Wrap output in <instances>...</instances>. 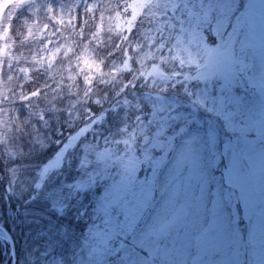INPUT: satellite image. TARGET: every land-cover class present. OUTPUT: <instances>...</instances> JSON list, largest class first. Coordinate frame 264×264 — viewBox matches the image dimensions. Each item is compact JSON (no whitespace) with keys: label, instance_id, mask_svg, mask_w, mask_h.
<instances>
[{"label":"snow or ice","instance_id":"snow-or-ice-1","mask_svg":"<svg viewBox=\"0 0 264 264\" xmlns=\"http://www.w3.org/2000/svg\"><path fill=\"white\" fill-rule=\"evenodd\" d=\"M84 2V12L98 20L96 31L85 43L97 39L103 43L106 30L127 43L137 35L136 26L149 7L162 9V13L158 12L159 18L168 17L169 21L180 7V0H123L122 4H114L111 0ZM231 2L226 0V3ZM257 4L264 7V0H235L230 22L225 23V29H231L227 33L230 42L221 46L217 29L212 28V38L216 42L206 49L203 62L197 59L189 65L194 72H184V65L178 58L180 71L174 74L165 71V75H174L176 80H160L156 76L166 62V43H163L157 49L161 53L159 66L150 63V72L143 75L137 72L136 82L130 84V65L140 67L131 56L133 46L138 51H143L144 46L139 40L129 44L124 60L112 68V75L123 73L128 77L122 85L123 92L117 96V99L124 97L123 115L114 129L104 135L92 132L108 121L107 113H95L76 127L77 104L58 108L54 99H46L42 106V88L25 92L26 84L19 85L20 92L11 101V107L0 109V264H264V240L257 245L255 233L250 231L249 243L241 251L242 245L233 239L237 231L242 232V225L247 226L250 221V216L244 221L239 216L248 206L245 192L257 169L264 179V44L259 71L254 70L246 55L238 58L236 49L240 41L241 53L249 51L244 45L251 37L245 28H250V11ZM41 7L53 23L75 27V17L69 15L65 19L62 6L57 10L50 0H40L37 10ZM153 19L154 16L149 17L150 22ZM180 22L183 23L182 19ZM165 26L161 25V34ZM48 27V24L43 25L39 38L43 39ZM241 33H244L243 39ZM80 39L83 40L82 29ZM150 39L155 41L154 36ZM179 39L182 37H177ZM6 40L7 36L0 34V57L10 47ZM52 43L45 41L44 50L38 59L33 58L34 63L54 64L61 50L65 58L72 54L71 43L54 49L50 47ZM167 51L171 53L172 49L167 48ZM76 59L77 76L84 74L90 86L94 82L92 73L102 74L103 61H97L88 48ZM3 67L0 63V70ZM71 78L76 79L75 76ZM148 84L153 88L159 84L160 95L148 91ZM193 85L194 92L189 91ZM178 90L198 105L197 119L203 112L206 118L214 117L223 129L222 144L220 133L216 134V145L221 152L217 155L214 149L212 151L216 156L212 171H219L223 165L221 174L231 175L232 182L226 180L224 188L228 193L226 199L237 192L240 194L234 213L215 201L209 206L205 200L196 208L188 204L193 176L198 171L201 178L207 175L204 170L206 156L197 134L187 135L188 129L180 126L173 114L182 105L176 103L179 97L174 98L170 92ZM7 91V88L0 91V103L9 102ZM95 103L99 105L100 101L97 99ZM110 111L118 114L121 106H114ZM56 113H63L74 131L53 147L27 129L33 120L47 126L50 115ZM165 113L171 115L172 120ZM173 120L177 121L175 125ZM199 126L203 127V122ZM172 127H176L179 136L169 135ZM35 131L33 127L32 132ZM10 133H14L11 143ZM179 137L183 139L177 143ZM150 140L156 144L166 140L169 147L165 158L175 153L164 188L157 187L162 164L148 170L149 178L143 175L144 169L132 161L120 165L121 170H117L120 154H113V146L129 148L140 143L147 147ZM152 150L148 148L149 152ZM97 176L105 184L94 205L95 220L100 222L85 223L84 229L77 234L74 228H69L68 217L80 222L77 217L82 218L85 211L76 212L74 201L89 190L88 184L95 190ZM181 187L185 190L183 198ZM73 190L75 196L71 194ZM260 214L264 215V206ZM18 234L24 239L19 240Z\"/></svg>","mask_w":264,"mask_h":264},{"label":"trees","instance_id":"trees-1","mask_svg":"<svg viewBox=\"0 0 264 264\" xmlns=\"http://www.w3.org/2000/svg\"><path fill=\"white\" fill-rule=\"evenodd\" d=\"M37 2L40 3V0H37ZM111 2L114 4H122L123 0H111ZM50 3L54 7H56L57 10L60 6L64 8L65 19H67L69 15L74 16L75 27L73 28L69 24H65L63 27H61L47 18V14L45 13L43 7H41L38 11L37 5L34 6L32 4H27L14 11L12 18L9 20V31L14 42L15 53H17V55H20L21 57H24V59L26 60H29L32 56L33 43L31 41L33 40L29 39L28 37V33L31 28L35 31V28H43L44 24H48L49 27L47 32L51 34L56 33L53 37L52 43L54 48L60 47L61 44L65 43L72 44V54L65 58L63 50H61L59 58L55 61L54 64H52V66L56 68L57 64L61 63V74H56L51 80V78H48L47 73L44 71V69L32 71V82H25L26 88L24 90L27 92L33 88H42L44 93V95L41 97L42 106H44V101L46 99H54L58 108H69L70 105L77 104L78 107L75 108L74 112V115L75 113H79V119L76 120V127H80V125L83 124L86 120L93 117L95 113L101 112L107 113L109 117L108 121L105 122L106 125H102L103 128L104 126L108 128L107 130H105L106 133L114 129L115 123L120 120L124 111V97L117 99V96H119L120 93L123 92L122 85L124 84L125 79H128V77L123 73L119 74L118 76L112 75V68L121 64L127 53L128 45L133 44V41L139 40L140 43L143 44L144 50L138 51L133 46L131 56L134 60L140 63V67L138 68L134 64L130 65L131 79H129L128 81L130 84L136 82L137 72L141 74L142 69H148L150 63H156L157 66H159V63L161 61V53L157 49L163 43H166L164 51V59L166 62L164 63L163 69L160 70L164 79L176 80V77L174 75H165V71L169 74H174L180 71L177 60L172 56L173 52L168 53L167 51V48H171V46L169 45V40H167L164 35L167 34L169 30H167V27L165 26L161 34V25H157V22L155 20H152L151 22L149 20V17H152L156 12H162L160 11L162 9L157 10L154 7H149L141 16L140 23L136 26L137 35L133 37V40H130L127 43L121 41L117 34L109 33L107 30L105 31L102 38L103 43H101L99 39L89 43H85L86 41H89V36L94 31H96L98 20L94 19L92 16H89L86 12H84L85 5L82 4V0H50ZM58 28L60 29L59 32H57ZM81 29L83 32V40L80 39ZM209 30L210 29L207 27L204 32L207 35V41L210 43V46H212L215 44V40H213ZM124 35L127 36V33H125ZM153 36L155 37V41L150 44V37ZM84 48H88L90 52L94 54V58L97 61H103L102 74H97L95 72L92 73L94 82H92L90 86L89 81L85 79L84 74H80L77 76L78 69L75 67L77 63L76 58ZM149 48L151 49L150 55ZM23 64V62H20L19 64H17V66L19 67V65ZM49 71L53 73L51 68ZM183 71L186 73L194 72L185 66L183 68ZM85 72H87L86 69ZM74 76L76 77V79L71 78ZM19 79L21 80V77H19L18 80ZM17 83H19V81H17ZM194 89L195 85H193L192 88L189 89V91L194 92ZM147 90L155 95H160L161 92V89L158 85L156 88H153L152 84L147 85ZM129 93L131 94V89H129ZM170 95L174 98L178 96L179 99L176 101V103L182 105V107L179 108L178 112L173 113L177 116L180 126L187 128L188 132L195 129H203L206 138H208L210 141L213 138L214 134L212 127L217 125L219 126V139L222 144L224 136L223 129L214 117L206 118L204 116V113L201 112L200 118L197 119L195 113L198 105L193 104L190 98L185 97L179 90L177 92H170ZM97 99L100 101L99 105L95 103ZM114 106H121L120 113L114 115L110 111V109ZM132 107H135V105L133 104ZM172 107H176V105H173ZM89 109H91V111H88ZM144 114L146 115L147 113ZM131 115L132 112L131 109H129V118H131ZM165 115H168V113H165ZM57 116H59V119L56 118ZM168 118L169 120H172L171 115H168ZM69 119L72 118L70 117ZM201 122H203V127L199 126ZM172 123L173 125H175L177 121L173 120ZM33 127L36 130L34 133L32 132ZM27 131L32 135L38 136L40 139H44L46 143L54 147L56 143L63 141L71 131H74V129L69 126L68 121L65 119L63 113H56L50 115L49 123L47 126L42 125L39 121L33 120ZM13 135L14 133L9 134L10 143ZM93 135L96 134L94 133ZM169 135L179 136L176 127L171 128ZM181 138L182 137H179L178 140H180ZM217 139L218 137L216 135V148ZM153 142L154 141L150 140L148 146ZM135 148L140 156H142L143 149L146 147L142 146L140 143H137L135 145ZM157 148L158 147L153 148L152 150V158L154 160L159 159L164 151L163 148H159V151H156ZM208 151L211 152L212 155V151L210 150V148L208 149ZM218 151L221 152L220 147H218L216 154L219 153ZM212 156L214 158L215 165L216 156ZM141 167L144 169L143 175L145 177H149L151 173L148 170L153 169V163H148L143 160L141 161ZM160 170L161 169H159V172ZM222 170L223 165L220 166L219 171H215L214 173L219 174L220 177H222V184L224 186L225 178L224 175L221 174ZM68 178L71 177L69 176ZM100 190L101 188L98 187L94 192H90L88 193V195L85 194V198L83 199L86 203L84 209L85 214L82 218L77 217V219L80 220L79 223L73 221L72 216L68 217L69 228H74L77 234H79L80 231L84 229L85 223H92L95 220L94 205L97 202ZM214 192L215 186L210 184L207 190V198L210 204L213 203L215 194ZM75 211L79 212L81 210L79 208H75ZM97 221L98 220H95V222ZM17 238L19 240L24 239V237L19 234Z\"/></svg>","mask_w":264,"mask_h":264},{"label":"rangeland","instance_id":"rangeland-1","mask_svg":"<svg viewBox=\"0 0 264 264\" xmlns=\"http://www.w3.org/2000/svg\"><path fill=\"white\" fill-rule=\"evenodd\" d=\"M37 3V0H0V34L7 36L6 43L10 46L8 48V52L3 57H0V63L4 65L3 69L0 70V91H2L4 88H7V95L10 99L8 103H0V109H8L9 107H11V101L15 100L20 92L19 85L33 79L32 71L44 69V71L47 73L48 78H51V80L58 73V70H56L58 68L53 67L52 64H49L48 61H43L42 63L33 62L34 57L37 59L40 57L42 51L44 50L45 41H53L54 35L49 32L43 33V39L39 38L40 30L42 28H35V31L31 28L28 33L29 39L34 40L32 56L30 58L31 66L27 64L30 62L29 61L23 65H20L18 68V72L17 66L14 69L10 70L12 66L17 65L19 62H21L23 58L14 52V42L9 31V20L12 18L14 11L21 8V6L27 4L36 6ZM82 4H85L84 0L82 1ZM169 8H171V5H169ZM234 8L235 0H232L231 3H226V0H180L179 11L176 13V15L170 18V21L168 17H165L163 20H161L159 18L158 12L153 14V20L157 22V25H166L169 32L165 34L164 37L170 42L169 45L172 48L173 58L176 60L178 58L185 67L189 68V65L193 64L197 59H199L201 62L206 59V49L210 48V43L208 41L207 44H205L204 30H206L207 27H211V32L212 28L217 29L218 39L221 40V46L226 45L230 42L227 33L231 29H225V23L230 22L229 16L231 15ZM181 19L183 23L180 22ZM231 22H234V18ZM250 25V28L246 26L245 31L250 33L251 38L248 39L246 44L244 45L246 48H249V51L242 54V45L240 41H238L236 44L237 57L242 58L243 55H246L248 57L249 63L253 64L254 70L259 71V66L261 63V49L262 44H264V7L260 6L259 4H257L250 11ZM177 37H182V39L177 40ZM243 38L244 33H241V39ZM41 41H44L43 45L40 43ZM149 43H153L151 39ZM51 46L52 44L50 45V47ZM52 48L54 49V47ZM24 62L26 61L23 60V63ZM9 65H11V67H9ZM51 67L54 68L55 71L52 74L49 71ZM189 69L191 71H195L192 68ZM8 70L10 73H8ZM146 72H150V69H142L141 74H144ZM28 73H31V75L29 76ZM61 73L62 70L60 71V74ZM16 75L18 76V78L21 77V80H18V78L15 80ZM156 76L160 80L164 79L160 69L157 71ZM15 81H19V83H14ZM153 83H156V81L154 80ZM157 85L159 86V84ZM258 99L259 96L257 93V100ZM102 125H106V123L99 124L96 129H93L92 134H106L105 130H107L108 128H106L105 126L103 128ZM192 133L194 132L188 133L187 135L190 136ZM195 133L200 138V142L204 145L205 148L206 163L204 170L207 172V175L204 178H201L198 171L193 176V187L188 189V195L190 197L188 200V204L190 205V207L196 208L206 200L208 205L212 206L213 203H211L210 205L207 199V190L209 185L212 184L215 186L213 201H215L217 204L224 205L226 209H232L234 213V206L236 205L240 194L237 192L226 199L228 193L225 191V188H223L224 186L221 183L219 177L216 176V174L212 171L214 158L211 155V152L208 151V149L210 148L211 151H213L214 149L215 153H217L218 146L216 148L215 142L212 139L208 142V140L204 138L203 132L195 131ZM137 134L139 135L140 133L138 132ZM91 138L92 137L89 136V141H91ZM181 139H183V137ZM179 142L180 140H178L177 143ZM102 143L103 141H101V144ZM149 147H151L152 149L156 147L163 148L164 151L159 159L154 160L152 158V151H148ZM168 147L169 145L166 141L162 144H156L153 142L143 149L142 156H140L135 147L116 148L115 146H113L112 151L113 154H120L117 158L118 171L121 170L120 165L126 164L129 161H132L140 167L141 161L143 160L148 163L152 162L153 169H155L158 164H162L163 167L160 170V178L157 181V187L164 188L168 183L170 175L168 170L172 167L175 156V153H173L165 158L164 153L167 151ZM218 152L220 153V151ZM219 153L217 155H219ZM67 170L68 169L66 166V171ZM93 170H95V168ZM150 176L151 174L149 175V177ZM224 178L225 181L228 180L229 182H232L231 175L224 176ZM69 179H72V177ZM98 187H105V184L100 182V176H97V184L95 190ZM88 188L89 190L83 193L81 196L84 197L85 194L88 195V193L95 191L91 190L90 184H88ZM168 191L169 193H171V189H168ZM180 191L183 198L185 192L184 188L181 187ZM71 194L75 196V190H73ZM81 196L76 197L74 201V208L84 210L86 204H83ZM245 197L247 199L248 206L243 212L240 213L239 218L241 219V221H244L249 216L251 218L247 226L242 225V232L237 231L233 236V239L238 241L242 245L241 251H243L244 247L249 243L250 231L255 233V243L257 245L261 243L262 240H264V215L260 214V209L262 206H264V179H262L259 169H257L256 173L253 175L251 183L249 184L245 192ZM99 222L100 221L98 220L96 223Z\"/></svg>","mask_w":264,"mask_h":264}]
</instances>
